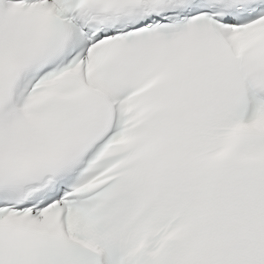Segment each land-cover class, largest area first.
<instances>
[{"label":"snow or ice","instance_id":"1","mask_svg":"<svg viewBox=\"0 0 264 264\" xmlns=\"http://www.w3.org/2000/svg\"><path fill=\"white\" fill-rule=\"evenodd\" d=\"M0 264H264V0H0Z\"/></svg>","mask_w":264,"mask_h":264}]
</instances>
